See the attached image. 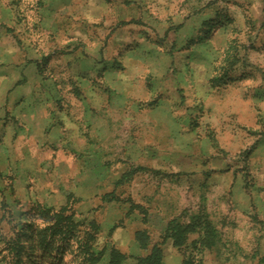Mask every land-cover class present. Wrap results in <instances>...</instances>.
I'll use <instances>...</instances> for the list:
<instances>
[{"label":"rangeland","instance_id":"1","mask_svg":"<svg viewBox=\"0 0 264 264\" xmlns=\"http://www.w3.org/2000/svg\"><path fill=\"white\" fill-rule=\"evenodd\" d=\"M6 243L264 264V0H0V264Z\"/></svg>","mask_w":264,"mask_h":264},{"label":"trees","instance_id":"2","mask_svg":"<svg viewBox=\"0 0 264 264\" xmlns=\"http://www.w3.org/2000/svg\"><path fill=\"white\" fill-rule=\"evenodd\" d=\"M221 19L220 23H222L225 18L221 17ZM222 80L223 79L221 78V83L223 82ZM131 174L132 173H129L127 177L131 176ZM193 226H184L181 225L178 221L173 220L168 224V227L165 230L164 239L172 240L175 247L181 248L186 241L187 235L193 230ZM206 231L209 234L212 233L211 227H206ZM136 242L139 247L145 251H147L151 245L150 237L144 231L136 233ZM214 244L215 241H212V245ZM5 246L9 251L8 253L11 255V259H9L8 261H3L2 264H22L21 256L17 250V244L6 243ZM201 254V252H198V254L195 256H187L183 264H202V260L199 258ZM109 258L110 259L108 264H124L127 261L128 257L122 254L118 249L113 247L109 250ZM99 260L100 257H98V259H94V263ZM135 260V264H163L162 244H155L154 246H152L148 255L144 257H138Z\"/></svg>","mask_w":264,"mask_h":264}]
</instances>
